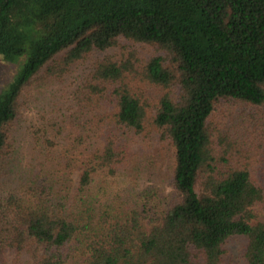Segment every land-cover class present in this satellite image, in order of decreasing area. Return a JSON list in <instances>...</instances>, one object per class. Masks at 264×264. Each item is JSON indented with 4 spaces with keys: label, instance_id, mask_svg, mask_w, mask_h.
<instances>
[{
    "label": "trees",
    "instance_id": "trees-1",
    "mask_svg": "<svg viewBox=\"0 0 264 264\" xmlns=\"http://www.w3.org/2000/svg\"><path fill=\"white\" fill-rule=\"evenodd\" d=\"M124 43L156 52L94 62L70 114L53 109L32 132L41 172L8 183L26 93ZM26 51L0 91V257L32 244L34 264H233L226 244L243 236L234 264H264L256 149L213 119L221 102L264 107V0H0V54ZM136 80L162 90L151 125L173 150L167 197L141 185L149 107Z\"/></svg>",
    "mask_w": 264,
    "mask_h": 264
},
{
    "label": "rangeland",
    "instance_id": "rangeland-1",
    "mask_svg": "<svg viewBox=\"0 0 264 264\" xmlns=\"http://www.w3.org/2000/svg\"><path fill=\"white\" fill-rule=\"evenodd\" d=\"M122 45L105 52L94 51L87 56L85 61L75 64L64 77L48 81L35 94L30 91L26 93L22 101L25 103L22 106L21 115L15 124L17 137L11 154L7 156L6 168L4 167L6 176L8 178L12 177L8 180V183L10 182L14 187L18 185V181L27 184L31 178H35L34 175L38 171L41 172V161L38 159L40 154L37 151L38 149H35L37 142L35 137L33 139L34 134L32 132L51 116L53 109L58 111L60 115L70 114L69 107L72 106L73 99L78 93L77 88L84 83L94 62L106 55L120 56L122 53L127 54L130 51L139 59L145 57L146 60L156 52L153 46L147 44H138L135 48L128 47L126 43ZM27 51L29 52V50ZM27 51L14 60L6 59L0 54V91L17 75L26 61ZM136 88L144 94L143 97H145L149 107L148 126L140 138L142 141L140 154L143 155L138 156V161L144 165V170L141 172V185L155 186L160 196L167 197L173 190L171 185L173 150L170 145L162 141L157 129L151 125V117L162 90L160 87L139 80H136ZM263 114L264 107H256L245 103L221 102L213 115L214 122L220 123L222 133L226 137L237 140L239 144H242V147L254 146L256 151L250 148L249 154H252L254 158L253 169H255L254 172L259 181H264V146L258 148L259 142L264 141ZM54 162L56 161L52 160L50 169H47L46 173L53 170ZM20 176H22V179H19ZM13 179L15 182H12ZM7 192L9 191L2 195H9L6 194ZM8 238V235L4 236V244ZM246 243L247 239L243 236L229 240L226 244V261L233 264L237 263L245 250ZM34 248V245L29 244L24 249L17 251L6 246L3 248L4 252L0 257V264H34Z\"/></svg>",
    "mask_w": 264,
    "mask_h": 264
}]
</instances>
